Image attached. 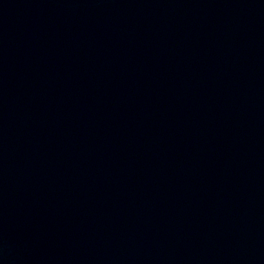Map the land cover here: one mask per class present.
Here are the masks:
<instances>
[{
	"label": "water",
	"instance_id": "water-1",
	"mask_svg": "<svg viewBox=\"0 0 264 264\" xmlns=\"http://www.w3.org/2000/svg\"><path fill=\"white\" fill-rule=\"evenodd\" d=\"M0 264H264V0H0Z\"/></svg>",
	"mask_w": 264,
	"mask_h": 264
}]
</instances>
